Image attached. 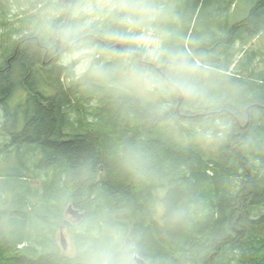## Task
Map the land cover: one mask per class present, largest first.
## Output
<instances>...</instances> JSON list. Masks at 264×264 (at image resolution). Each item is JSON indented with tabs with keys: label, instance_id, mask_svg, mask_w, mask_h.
<instances>
[{
	"label": "trees",
	"instance_id": "16d2710c",
	"mask_svg": "<svg viewBox=\"0 0 264 264\" xmlns=\"http://www.w3.org/2000/svg\"><path fill=\"white\" fill-rule=\"evenodd\" d=\"M241 1L169 0L172 27L218 73L211 109L177 110L173 101L158 114L135 96L67 86L54 61L34 68L41 56L19 40L16 62L0 64V264H90L85 246L100 239L93 229L110 223L136 238L146 264H264V68H256L258 51L243 48L263 36L264 0L238 19ZM221 12L225 22L211 30ZM18 89L28 108L21 128L17 109L7 118V98ZM220 118L229 124L223 136L214 126L211 155L198 137L161 131L170 120ZM68 205L78 221L67 218Z\"/></svg>",
	"mask_w": 264,
	"mask_h": 264
},
{
	"label": "clouds",
	"instance_id": "9594fccd",
	"mask_svg": "<svg viewBox=\"0 0 264 264\" xmlns=\"http://www.w3.org/2000/svg\"><path fill=\"white\" fill-rule=\"evenodd\" d=\"M24 38L54 60L67 86L156 101L162 114L173 101L214 108L220 80L209 58L179 37L169 0H30ZM199 131V130H198ZM89 240L90 264H140L136 238L118 223Z\"/></svg>",
	"mask_w": 264,
	"mask_h": 264
},
{
	"label": "rangeland",
	"instance_id": "374dc122",
	"mask_svg": "<svg viewBox=\"0 0 264 264\" xmlns=\"http://www.w3.org/2000/svg\"><path fill=\"white\" fill-rule=\"evenodd\" d=\"M254 1L255 0H242L238 7L236 17L239 19V18H243L246 14H248ZM27 3L28 1L24 2L25 5L21 6L23 4V0H0V64L1 65H4L6 62V59L11 55L14 49L15 40L18 39L21 35H23L28 27L29 21L26 16L27 6H28ZM20 7L23 8L24 12H20V9H19ZM230 11L231 10L228 11L229 14H230ZM206 19H210V15H205L204 20ZM211 20H213V26L211 27L212 28L211 30H215L216 23H218V21L225 22L224 12H221L219 16L213 15ZM215 32L218 33V29ZM219 33L222 34L223 31L219 30ZM233 46L236 48L238 46L241 47L239 43H235V45ZM243 48L247 50L253 49V50L258 51V56L255 60L256 68H259V69L264 68V33L261 38L252 40L250 43L245 45ZM259 51L261 52V54ZM240 55H242L241 52H236L237 58ZM17 91L19 92V89L15 90L12 96L7 98V103H8L7 118L9 119V121H12V119L15 116L14 109H17L16 111L17 121H16L15 126L17 127L18 125L17 122H20L18 127L21 128L22 120L24 117V110L27 107L24 104L25 101L22 100V98L18 96L21 94V92L18 93L17 95ZM150 102H153L155 104L157 103L156 101H150ZM180 112L183 113V111H179V113ZM4 117H5L4 110L3 108L0 107V139L3 137L2 127L4 123L3 121ZM226 121H227L226 119L220 118L216 121L211 122L210 123L211 125H210L208 121H201L199 123H196V122L193 123L192 121H189L186 119L184 120L181 119L178 122L177 120H170L166 123V125L162 124L164 125L163 127L161 125L162 127L161 131H164L167 136L175 137V139L177 138L179 140L181 139L184 141L189 140L188 139L189 134H191L193 142H196L195 138L197 140V137H198V140L196 143H198V145L201 146L202 149H204L206 153L211 155L214 151L215 146L217 145V137L212 136L213 128L215 125H219V128L221 130L219 135L223 136V134L227 132V126L229 124V122L227 123ZM199 138H201L202 141ZM3 157L4 155L0 153V159H3ZM2 164L3 162H1V165ZM69 216L70 215L68 214L67 218ZM63 233L66 237V242H67V247H66L65 252L68 255H72L73 247L71 244V239L67 235L66 232H63Z\"/></svg>",
	"mask_w": 264,
	"mask_h": 264
},
{
	"label": "flooded vegetation",
	"instance_id": "af4514ba",
	"mask_svg": "<svg viewBox=\"0 0 264 264\" xmlns=\"http://www.w3.org/2000/svg\"><path fill=\"white\" fill-rule=\"evenodd\" d=\"M7 2V1H6ZM27 4H29V3H27ZM23 5H25L24 4V2H23V4L21 5V6H23ZM22 7H20L19 9H20V12H24V10H23V8L21 9ZM19 40H25V38H24V35H21L18 39H16L15 40V46H14V49H13V51H12V53H11V55L6 59V64H5V66H6V68L8 69L9 67H10V65L12 64V63H14V62H16L15 61V57H14V55L16 54V50H17V48L19 47V45H20V42H19ZM25 46H22V48L21 49H23ZM54 60H52V59H48V58H45V57H40V59L38 58V61H37V63H35V65H34V68H38L39 69V67L41 66L40 64L42 63V64H49V63H52ZM36 66V67H35ZM18 93H20V91L18 92L17 91V95H18ZM19 97H20V95H18ZM18 97V98H19ZM189 116V115H188Z\"/></svg>",
	"mask_w": 264,
	"mask_h": 264
},
{
	"label": "water",
	"instance_id": "95a60500",
	"mask_svg": "<svg viewBox=\"0 0 264 264\" xmlns=\"http://www.w3.org/2000/svg\"><path fill=\"white\" fill-rule=\"evenodd\" d=\"M179 104H180V102H178V104H177V107H176L177 110H178ZM197 116H200V115H197ZM180 117H185V115L180 114ZM244 127H246V125H244ZM66 212H67V214L72 216L75 219V221H78L81 218V213L78 210H76L75 208H73L72 205H68ZM59 244L63 250H66L67 242H66V237H65L63 231L59 232ZM140 264H146V263L143 259H141Z\"/></svg>",
	"mask_w": 264,
	"mask_h": 264
},
{
	"label": "bare ground",
	"instance_id": "6f19581e",
	"mask_svg": "<svg viewBox=\"0 0 264 264\" xmlns=\"http://www.w3.org/2000/svg\"><path fill=\"white\" fill-rule=\"evenodd\" d=\"M181 1V0H180ZM14 15V14H13ZM16 15V14H15ZM6 16V15H5ZM5 19V18H4ZM10 23V22H9ZM11 27V26H10ZM4 28V27H3ZM13 43V42H12ZM15 46V45H14ZM12 47V46H11ZM239 47V46H238ZM237 47V48H238ZM247 65V64H246ZM15 79V78H14ZM68 90V89H67ZM111 103V102H110ZM241 106V105H240ZM148 107V106H147ZM146 108V107H145ZM149 108V107H148ZM168 110H169V108H168ZM231 110V109H230ZM260 114H262V113H260ZM237 116V115H236ZM246 116V115H245ZM263 117V116H262ZM220 123V122H219ZM259 126V125H258ZM252 127V126H251ZM254 127V126H253ZM260 127V126H259ZM261 127H262V125H261ZM224 128V127H223ZM200 130V129H199ZM251 130V129H250ZM197 131V130H196ZM240 132H241V130H240ZM258 132V131H257ZM264 132V131H263ZM261 133V132H260ZM234 134V133H233ZM263 136H264V133H263ZM249 136H247V138H248ZM261 137V136H260ZM169 138H171V137H169ZM187 139V138H186ZM190 139V138H189ZM260 140V139H259ZM186 147V146H185ZM197 149V148H196ZM200 149V148H199ZM213 151V150H212ZM251 152V151H250ZM37 157V156H36ZM212 167V166H211ZM50 179V178H49ZM246 191V190H245ZM239 195V194H238ZM240 195H241V193H240ZM247 195H248V193H247ZM247 195H245V196H247ZM239 202V201H238Z\"/></svg>",
	"mask_w": 264,
	"mask_h": 264
}]
</instances>
